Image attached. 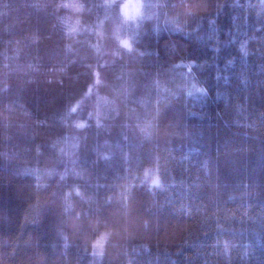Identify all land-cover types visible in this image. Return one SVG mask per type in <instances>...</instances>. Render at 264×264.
I'll return each mask as SVG.
<instances>
[{"label":"trees","instance_id":"1","mask_svg":"<svg viewBox=\"0 0 264 264\" xmlns=\"http://www.w3.org/2000/svg\"><path fill=\"white\" fill-rule=\"evenodd\" d=\"M0 0V264H264V0Z\"/></svg>","mask_w":264,"mask_h":264},{"label":"rangeland","instance_id":"2","mask_svg":"<svg viewBox=\"0 0 264 264\" xmlns=\"http://www.w3.org/2000/svg\"><path fill=\"white\" fill-rule=\"evenodd\" d=\"M140 9V0H126L124 12L128 17H134Z\"/></svg>","mask_w":264,"mask_h":264}]
</instances>
